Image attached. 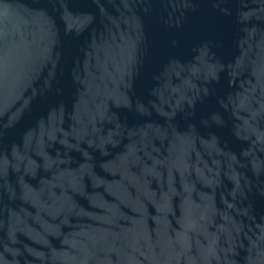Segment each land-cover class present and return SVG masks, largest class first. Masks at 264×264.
I'll list each match as a JSON object with an SVG mask.
<instances>
[{"label":"water","instance_id":"obj_1","mask_svg":"<svg viewBox=\"0 0 264 264\" xmlns=\"http://www.w3.org/2000/svg\"><path fill=\"white\" fill-rule=\"evenodd\" d=\"M0 264H264V0H0Z\"/></svg>","mask_w":264,"mask_h":264}]
</instances>
